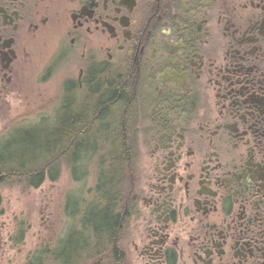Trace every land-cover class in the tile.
<instances>
[{"label": "flooded vegetation", "instance_id": "1", "mask_svg": "<svg viewBox=\"0 0 264 264\" xmlns=\"http://www.w3.org/2000/svg\"><path fill=\"white\" fill-rule=\"evenodd\" d=\"M29 75L53 92L4 137L52 135L44 176L87 188L73 216L115 220L104 264H264V0H0V113ZM122 98L117 164L100 130Z\"/></svg>", "mask_w": 264, "mask_h": 264}, {"label": "rangeland", "instance_id": "2", "mask_svg": "<svg viewBox=\"0 0 264 264\" xmlns=\"http://www.w3.org/2000/svg\"><path fill=\"white\" fill-rule=\"evenodd\" d=\"M25 91L26 99L14 98L10 102V111L0 113V154L8 145H11L9 148H20L21 131L16 130L5 138L7 132L23 120L34 122L39 118V112L24 113L23 102L35 106L41 103L39 95L50 98L53 83L38 84L35 76L29 75ZM95 131L91 129L92 133ZM89 183L93 185L91 180ZM86 189L83 182L73 180L66 171H62L57 180L46 177L38 187L0 181V264H23L36 248L45 243H57L69 230L78 227L73 205L83 202ZM19 233L23 238L16 240Z\"/></svg>", "mask_w": 264, "mask_h": 264}, {"label": "trees", "instance_id": "3", "mask_svg": "<svg viewBox=\"0 0 264 264\" xmlns=\"http://www.w3.org/2000/svg\"><path fill=\"white\" fill-rule=\"evenodd\" d=\"M117 90L116 86L111 85L107 96H115ZM119 102L120 104H117ZM119 102L117 101L112 107L107 108L106 125L100 130L104 137L116 139L111 154L117 164L123 163L131 146L130 131H128L124 119V109H121L125 100L122 98ZM79 115L82 116V114ZM62 125L59 134L58 147L60 149L66 148L65 142L61 141H65L69 137L67 133L73 128L66 117L63 118ZM51 136L48 135L46 139L38 141L35 135L30 132L22 136L19 149L4 148V153L7 152L8 154H0V174H2L0 181L2 183L22 184L24 187H38L47 177L44 176L42 170L45 162L41 159L45 154H50L54 148ZM63 151L66 152V150ZM113 172L117 178L122 174L121 168L116 171L113 170ZM47 178L56 179L55 176ZM101 181L105 183L107 177H103ZM106 213V210L82 213L78 227L69 230L57 243H45L36 248L28 255L23 264H104L106 261L104 252L109 251L113 244V241H106L104 228L114 226L115 223L113 218H106ZM19 235L15 238L16 240L23 238V234L19 233ZM113 258L111 256L108 261L111 262Z\"/></svg>", "mask_w": 264, "mask_h": 264}]
</instances>
